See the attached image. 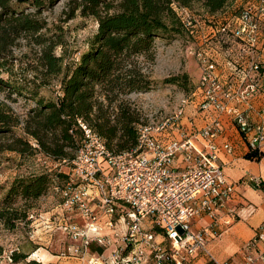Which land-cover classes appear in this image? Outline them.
I'll return each instance as SVG.
<instances>
[{"label":"built area","instance_id":"2783aa9c","mask_svg":"<svg viewBox=\"0 0 264 264\" xmlns=\"http://www.w3.org/2000/svg\"><path fill=\"white\" fill-rule=\"evenodd\" d=\"M176 11L192 41L187 53L200 63L199 81L171 115L139 125L130 150L109 149L78 121L84 140L66 188L55 187L66 215L60 230L71 242L68 257H85L96 245L112 252L106 259L94 253L88 264H192L202 256L216 263L210 239L222 238L241 219L242 208L234 204L238 185L220 163L221 151L234 155L236 147L218 140L226 115L249 153L264 148V0H236L205 19L189 9ZM189 107L196 115L184 131ZM255 111L261 121L252 120ZM197 119L205 125L196 126ZM174 132L181 133L179 140H163ZM242 184L264 193L260 178ZM258 241L264 233L246 246L242 264H264V250L254 251Z\"/></svg>","mask_w":264,"mask_h":264},{"label":"trees","instance_id":"16d2710c","mask_svg":"<svg viewBox=\"0 0 264 264\" xmlns=\"http://www.w3.org/2000/svg\"><path fill=\"white\" fill-rule=\"evenodd\" d=\"M62 1L0 0V91L8 99L16 94L35 103L22 120L0 100V139L8 141L0 152L42 153L70 166L64 174L40 173L11 183L0 200V226L10 231L33 221L39 199L56 186L66 188L70 163L84 140L79 120L115 152L136 147L140 114L125 98L156 86L150 72L157 40L190 39L176 8L193 10L198 5L217 14L236 0H68L63 24L80 16L97 25L82 52L68 49L63 24H50L44 17ZM22 48L28 52L16 56L15 50ZM42 90H51L55 97L45 98ZM261 158V153L246 155L248 160ZM11 259L17 263L26 257L14 253Z\"/></svg>","mask_w":264,"mask_h":264},{"label":"rangeland","instance_id":"374dc122","mask_svg":"<svg viewBox=\"0 0 264 264\" xmlns=\"http://www.w3.org/2000/svg\"><path fill=\"white\" fill-rule=\"evenodd\" d=\"M67 1L60 2L55 8L44 14L50 24H63ZM192 12L204 19L206 16L212 15L198 5L194 6ZM63 26L66 31L68 49L79 52L87 48V42L97 28L93 19L80 16L64 23ZM191 44L192 41L189 38L188 40L184 38L157 40L156 61L151 66L150 72L151 77L157 83L156 86L147 93H135L125 98L139 112L140 125L153 126L171 115L180 100L187 97L196 87L200 78L201 67L197 59L187 53ZM25 52H28V49L22 48L15 50L14 53L16 56H20ZM60 53L61 51L58 50V54ZM78 56L79 54L75 58L77 59ZM2 77L5 80L9 79L7 74H2ZM28 77L30 78L31 75ZM54 89L58 90V86ZM41 93L45 98L52 95L55 97L51 90H42ZM7 95L6 91H0V100L10 105L22 120L26 118L28 111L35 107V103L27 100L26 96L12 94L11 99H8ZM16 132L21 136L23 135L21 128H17ZM6 143H8L7 138H1L0 149L5 148ZM69 167L68 161H50L42 153L23 156L17 152L2 150L0 152V200L4 197L11 183L19 177L46 172L64 174L69 171ZM32 213V222L21 223L13 231L0 226V249L2 251L0 264H67L71 260L67 256V248L70 242L60 230L62 221L66 217L62 209L61 195L51 192L42 197L34 204ZM75 220L79 221L78 218ZM99 251H102L101 247H92L89 252L96 253ZM14 253L24 255L26 259L14 263L11 259ZM50 255H54V257H50ZM47 256L50 260L47 259ZM55 256L61 258L58 259Z\"/></svg>","mask_w":264,"mask_h":264},{"label":"crops","instance_id":"0c3cea01","mask_svg":"<svg viewBox=\"0 0 264 264\" xmlns=\"http://www.w3.org/2000/svg\"><path fill=\"white\" fill-rule=\"evenodd\" d=\"M261 102L256 104L259 109ZM195 110L193 107H189L186 112V117L183 120V124H186L184 131L190 129L191 124L189 119H195ZM223 123L226 128V132L223 137L218 140L219 145H223L226 142H232L235 144L236 151L234 155H228L224 151L220 153V163L223 166L224 174L226 177L237 183L236 196L234 204L241 207V219L238 220L220 239H210L208 243V250L214 260L215 264H221L224 262H232L233 264H242L244 258V251L246 246L255 239L260 233H264V193L262 189H257L254 185H244L242 181L255 177L260 178L263 181L264 189V148L261 152L262 158L260 161L248 160L246 155L249 154L248 149L243 141H241L236 128L233 126L230 118L226 115L222 116ZM253 121H261L262 117L257 111L252 113ZM205 125L204 120H196V126L203 127ZM163 140H179L181 133L174 132L164 134ZM196 144L201 147L203 145L202 140L196 141ZM204 221L199 223L202 226ZM62 232V231H61ZM70 242V241H69ZM71 244V242H70ZM69 244V245H70ZM69 247V246H68ZM92 247H98L96 245ZM96 252V255H101L105 259L109 257L112 252V248L104 249ZM264 250V241H258L257 248L254 251ZM109 251V253H108ZM94 253L88 252L85 257H70V261L67 264H88L90 256ZM109 254L107 257L106 255ZM54 257V255H50ZM60 259V256H55ZM49 259V256H47ZM211 260L205 256L198 257L192 264H207ZM58 262V261H56ZM106 264L108 261H106ZM213 262V261H212ZM263 264V263H258Z\"/></svg>","mask_w":264,"mask_h":264}]
</instances>
